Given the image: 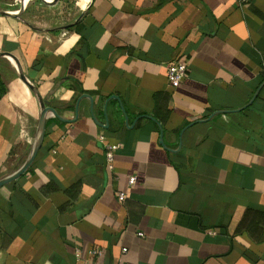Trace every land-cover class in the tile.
<instances>
[{
  "label": "crops",
  "instance_id": "crops-1",
  "mask_svg": "<svg viewBox=\"0 0 264 264\" xmlns=\"http://www.w3.org/2000/svg\"><path fill=\"white\" fill-rule=\"evenodd\" d=\"M45 1L0 16V53L54 110L0 188V264H264V0ZM39 3L60 15L34 23ZM39 114L0 58V180Z\"/></svg>",
  "mask_w": 264,
  "mask_h": 264
},
{
  "label": "water",
  "instance_id": "water-1",
  "mask_svg": "<svg viewBox=\"0 0 264 264\" xmlns=\"http://www.w3.org/2000/svg\"><path fill=\"white\" fill-rule=\"evenodd\" d=\"M28 1L29 0L22 1L20 8L14 12H7V11L0 10V16H5V17H9V18H19L20 15L24 12V10L28 4ZM56 1L57 0H46L45 2L55 3ZM0 58H4V59L8 60L12 64V66L14 67V69L16 71V74H17L19 80L34 95V97L36 98V100L38 102L39 108H40V114H39L38 123H37L36 136H35L33 145L31 147L30 153H29L27 159L24 161V163L20 166V168H18L15 172L10 174L9 176H6L5 178L0 180V188H2L3 186L7 185L8 183L14 181L19 176H21L27 170V168L31 165V163L33 162V160H34V158H35V156H36V154H37V152H38V150L42 144V141H43L47 113H49V112L54 113V110L46 106V104L42 100L41 96L39 95L37 89L32 84H30L27 81V79L24 77L22 70L20 68V65H19V63L15 57H13L12 55L7 54V53H0ZM112 98H114V97H112Z\"/></svg>",
  "mask_w": 264,
  "mask_h": 264
},
{
  "label": "built area",
  "instance_id": "built-area-1",
  "mask_svg": "<svg viewBox=\"0 0 264 264\" xmlns=\"http://www.w3.org/2000/svg\"><path fill=\"white\" fill-rule=\"evenodd\" d=\"M251 0H236L237 4L239 6H243L247 3H249ZM187 71V66L184 62H174L171 63L167 69H166V78H167V84L169 85L170 88L172 89H177L183 79L185 78ZM98 141L100 144L103 145L104 148V159H105V167L108 171L113 170V163H114V155L115 152L118 150V145L117 144H108L105 142V137L103 135H100L98 137ZM136 182V178L134 176H131L128 178V185L133 186ZM124 195L119 194L118 195V201L122 202L124 200ZM138 236H142L141 234H137ZM125 252V249L122 250ZM89 254L92 257H99L101 256L102 252L100 249H92ZM74 255L75 258L79 259L80 257V252L79 249L74 250Z\"/></svg>",
  "mask_w": 264,
  "mask_h": 264
},
{
  "label": "rangeland",
  "instance_id": "rangeland-1",
  "mask_svg": "<svg viewBox=\"0 0 264 264\" xmlns=\"http://www.w3.org/2000/svg\"><path fill=\"white\" fill-rule=\"evenodd\" d=\"M4 2H7V6H2L3 8L7 9V10H13L14 11H17L19 8H20V5H11V3L7 0ZM38 7V11L32 13V15L36 16L32 21L34 23H40L41 21H45L47 19H52L53 16H59L60 15V11L59 12H52V11H49L47 9H45L42 4L39 3V5L37 6ZM33 16V17H34Z\"/></svg>",
  "mask_w": 264,
  "mask_h": 264
}]
</instances>
